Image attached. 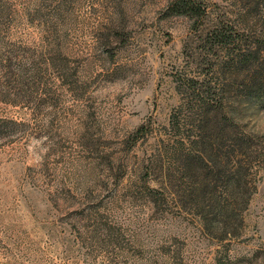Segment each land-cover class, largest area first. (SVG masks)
Masks as SVG:
<instances>
[{"label": "rangeland", "instance_id": "obj_1", "mask_svg": "<svg viewBox=\"0 0 264 264\" xmlns=\"http://www.w3.org/2000/svg\"><path fill=\"white\" fill-rule=\"evenodd\" d=\"M173 1L0 0V264H264V164L219 243L193 207L184 95L240 80L205 33L263 39L264 0ZM238 119L264 145V110Z\"/></svg>", "mask_w": 264, "mask_h": 264}, {"label": "trees", "instance_id": "obj_2", "mask_svg": "<svg viewBox=\"0 0 264 264\" xmlns=\"http://www.w3.org/2000/svg\"><path fill=\"white\" fill-rule=\"evenodd\" d=\"M168 10L174 15L206 14L195 0H174ZM204 40L218 51L227 52L220 63H228L232 76L240 77L226 88L220 84L212 89L210 84L197 86L192 80L184 86L188 117L195 120L199 131L186 139L205 154V158L200 152L193 155L200 163L194 171L204 176L190 187L193 207L201 226L220 243L241 234L243 211L255 191L252 169L264 164V145H253L252 137L238 130L242 112L253 106L264 110V38L245 45L244 37L217 22L205 33ZM250 61L254 63L247 70L243 68ZM243 71L246 73L241 76Z\"/></svg>", "mask_w": 264, "mask_h": 264}]
</instances>
